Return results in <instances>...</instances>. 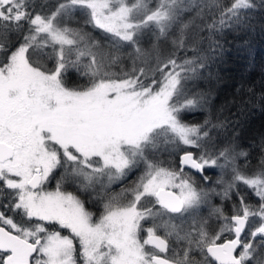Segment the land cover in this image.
Returning <instances> with one entry per match:
<instances>
[{"label": "snow or ice", "instance_id": "6c2138e0", "mask_svg": "<svg viewBox=\"0 0 264 264\" xmlns=\"http://www.w3.org/2000/svg\"><path fill=\"white\" fill-rule=\"evenodd\" d=\"M256 8L0 0V264H264V137L187 122Z\"/></svg>", "mask_w": 264, "mask_h": 264}, {"label": "trees", "instance_id": "16d2710c", "mask_svg": "<svg viewBox=\"0 0 264 264\" xmlns=\"http://www.w3.org/2000/svg\"><path fill=\"white\" fill-rule=\"evenodd\" d=\"M43 2L54 5L56 0ZM255 3L251 28L228 31L221 41L225 51L211 65V74L205 72L204 78L190 82L194 90L209 94V102L204 111L187 118L190 124L202 123L209 115L213 121L238 122L244 145L264 137V7H260L262 0Z\"/></svg>", "mask_w": 264, "mask_h": 264}, {"label": "rangeland", "instance_id": "374dc122", "mask_svg": "<svg viewBox=\"0 0 264 264\" xmlns=\"http://www.w3.org/2000/svg\"><path fill=\"white\" fill-rule=\"evenodd\" d=\"M134 178H135V176H133V179H134ZM212 180L214 181V180H215V177H214ZM90 206L92 207L91 203H90ZM91 207H90V208H91ZM92 210L95 211L96 209L92 207Z\"/></svg>", "mask_w": 264, "mask_h": 264}, {"label": "flooded vegetation", "instance_id": "af4514ba", "mask_svg": "<svg viewBox=\"0 0 264 264\" xmlns=\"http://www.w3.org/2000/svg\"><path fill=\"white\" fill-rule=\"evenodd\" d=\"M89 207H91L90 204H89ZM91 208H92V207H91Z\"/></svg>", "mask_w": 264, "mask_h": 264}]
</instances>
